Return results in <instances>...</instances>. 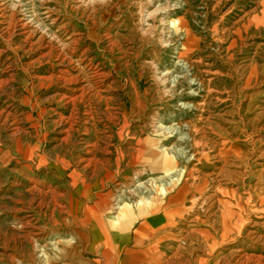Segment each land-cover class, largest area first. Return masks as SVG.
<instances>
[{"label":"rangeland","instance_id":"rangeland-1","mask_svg":"<svg viewBox=\"0 0 264 264\" xmlns=\"http://www.w3.org/2000/svg\"><path fill=\"white\" fill-rule=\"evenodd\" d=\"M0 264H264V0H0Z\"/></svg>","mask_w":264,"mask_h":264}]
</instances>
